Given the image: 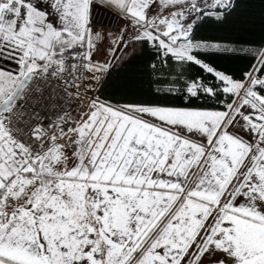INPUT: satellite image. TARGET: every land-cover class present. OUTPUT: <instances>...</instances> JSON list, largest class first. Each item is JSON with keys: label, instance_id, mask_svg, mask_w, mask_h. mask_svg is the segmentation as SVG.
Here are the masks:
<instances>
[{"label": "snow or ice", "instance_id": "6c2138e0", "mask_svg": "<svg viewBox=\"0 0 264 264\" xmlns=\"http://www.w3.org/2000/svg\"><path fill=\"white\" fill-rule=\"evenodd\" d=\"M0 264H264V0H0Z\"/></svg>", "mask_w": 264, "mask_h": 264}, {"label": "trees", "instance_id": "16d2710c", "mask_svg": "<svg viewBox=\"0 0 264 264\" xmlns=\"http://www.w3.org/2000/svg\"><path fill=\"white\" fill-rule=\"evenodd\" d=\"M220 63H224V61H220ZM248 61H232L231 64L234 68H236L237 70L241 67H243L245 64H247Z\"/></svg>", "mask_w": 264, "mask_h": 264}]
</instances>
